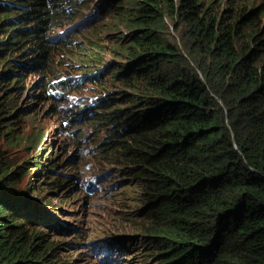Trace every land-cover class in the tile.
Here are the masks:
<instances>
[{
  "label": "trees",
  "instance_id": "obj_1",
  "mask_svg": "<svg viewBox=\"0 0 264 264\" xmlns=\"http://www.w3.org/2000/svg\"><path fill=\"white\" fill-rule=\"evenodd\" d=\"M68 8L71 0H0V264H79L72 254L83 233L35 224L16 192L33 167L37 186L49 183L65 202L57 170L66 166L52 157L45 168L33 157L17 166L11 151L25 142L23 117L39 119L31 109L47 99L53 49L74 45L94 84L105 92L124 84L136 98L135 109H112L107 93L90 123L109 134L103 158L124 159L126 184L147 202L135 215L153 244L142 264H264V0H109L108 23L56 46L47 30ZM108 24L127 33L107 42ZM108 50L115 61H105ZM40 137L34 130L26 140L35 146ZM51 170L58 176L49 182Z\"/></svg>",
  "mask_w": 264,
  "mask_h": 264
},
{
  "label": "clouds",
  "instance_id": "obj_2",
  "mask_svg": "<svg viewBox=\"0 0 264 264\" xmlns=\"http://www.w3.org/2000/svg\"><path fill=\"white\" fill-rule=\"evenodd\" d=\"M107 1L109 0H98L95 3L97 11L96 15L94 14L92 17L85 19L81 23H74L80 9H86L88 6L85 4L91 3L93 0L71 1L75 8L67 9L66 12L68 14L62 17L63 21L60 27L55 29L54 27H50L47 30L46 41L57 43L56 46H61L64 43H78L89 39L92 34L90 30H93V27L96 26V24L103 23L106 20L108 21V18L103 17L101 12V6ZM120 29V34L118 35L114 33H104V37L108 40L107 42L120 41L123 35L127 33L125 29ZM84 33H87V35H83ZM165 36L171 45H176L180 48L181 43L179 37L178 42L173 43L169 40L168 34ZM107 45L110 48L112 46L111 44ZM77 50L78 49L75 45L72 47L67 46L65 49H62L61 47L59 49H53L54 61L52 67L54 68V64L56 63L61 70L54 68V71L56 72L54 76L50 75L44 77L45 95L47 99L49 98L50 102H48L47 99L42 102L47 103L50 106L52 113L45 119L39 117L36 122H32L29 118H26L33 124L32 126L34 129L32 133H34V130H39L41 133L42 128H44L43 133L45 138L42 140V133L40 134L41 137L39 139L40 142L42 141L40 152L44 149L45 152L52 153L53 155H47V158L45 156L42 159H40V155H34L30 156V159L32 157L34 159L38 156L40 161L45 163L43 166L45 168L51 162V157L54 160L56 159L60 165H64L61 164V161L58 159L59 152L65 151L69 155V159L72 153L81 156V159L73 166L76 171V179H79L82 173L85 174L86 178L83 188L86 190L80 191L82 197L81 210H73L72 213H79L81 219L82 210L86 211L90 216V223L95 225V228H91L90 230L96 232L97 236H95V234H90V240H88L87 234L82 227V220V225L74 224L70 227L71 229L80 230L83 233L82 241H87V256L82 258L79 261V264H128L130 261L132 264H142V259L145 254L151 253L150 249L153 247V244H150L149 240H145L146 235L144 234L143 225L141 221H137L135 215L143 211L147 202L144 198L140 197L139 189L137 187L126 184L128 174L123 170L126 161L124 159L117 160L115 153H110L103 158L100 149L102 143H104L109 137V134L104 130L97 128V124H94L95 126H93V123H90L95 115L99 100L104 98L107 93L110 94L112 92L110 97L116 99V104L112 106V109L118 108V106L126 107V110L135 109L137 108V106L134 105L136 98L131 96L124 84L120 85L116 82L109 87L108 92H105V90H103L105 87H101L100 84H94L90 77L93 76L95 72L89 73L90 69L77 66L76 63H79L80 65L82 64L78 61V56L76 55ZM103 57L106 62L115 61L114 54L109 50ZM32 78L33 80H31ZM32 78L27 81V84L32 82L35 87L38 76ZM25 99L26 100L24 101L27 102L25 106L28 108L30 103L28 102L27 97ZM36 102V100L33 101L31 111L38 113L39 110L35 106ZM129 105H132L133 107H129ZM43 120L44 122L42 125ZM51 123L56 127L57 124L61 125L62 132L58 134L62 135V139L57 146L55 142H53L54 146L48 148V142L46 139L53 134V131L50 128ZM38 146L37 143L34 146V149ZM97 157L99 158V161L97 160ZM54 171L55 170L50 171L51 176ZM57 171L60 173L61 170L59 169ZM48 175L49 174L46 175L47 180ZM63 175L66 174H62V176ZM63 177L65 180L67 179L66 176ZM120 186L132 190L133 199L137 205L133 210H125L127 202H129L131 198L128 194H120L117 191ZM63 187H66V193L63 195L64 198L68 195V200L72 201V196L67 192L72 191L75 184L72 183L71 188H69L65 183ZM116 191L118 193H116ZM62 193L63 191H60V195ZM94 194L99 196L98 201L94 199ZM59 200L60 202H64L62 201L63 197L61 196L59 197ZM26 205L28 206L25 209L30 215H33V219L40 220L39 211L36 210V208L40 206L33 203ZM55 210L59 211L57 212V215H55L57 218L53 216L51 219L44 218V220L34 223L49 224L58 221L61 224H65V220L62 216L63 213H61L62 210H60L59 207ZM42 215V217H45V214ZM114 220L118 224L128 221L132 224L136 233L131 237L101 235L100 232L109 231L108 226ZM154 255L157 256L159 253H154Z\"/></svg>",
  "mask_w": 264,
  "mask_h": 264
},
{
  "label": "rangeland",
  "instance_id": "obj_3",
  "mask_svg": "<svg viewBox=\"0 0 264 264\" xmlns=\"http://www.w3.org/2000/svg\"><path fill=\"white\" fill-rule=\"evenodd\" d=\"M73 2V0H71ZM77 1V0H75ZM82 1H86V0H82ZM98 0H93V2L91 3H87L85 5H87L88 7L86 9L81 8L76 20L74 21V23H81L83 22L85 19H89L90 17H92L94 14L96 15L97 11L95 8V3ZM101 1V0H100ZM247 2H253L254 4H257L260 0H244ZM262 1V0H261ZM73 8H75L73 6ZM103 18V17H101ZM104 23H108V21H104ZM118 32H112V31H117ZM120 28L118 27H111V25L108 24V27H106V29H104V33H114L116 35L120 34ZM91 31V30H90ZM96 29L94 28L91 33H95ZM90 33V34H91ZM83 35H87V33H84ZM82 36V35H81ZM168 38L171 42L173 43H177L178 42V35L175 32H168ZM54 68L57 70H61L59 68L58 65H56V63L54 64ZM33 80V78L31 79ZM36 108L39 110V117H43V119H45L47 116H49L52 112L50 106L47 103H42L37 101L35 104ZM27 108V107H26ZM25 115L23 117V123H24V137H23V141H25L24 143H22L19 146H15L12 148V154L13 155V162L14 164H16L17 166H21L23 165V162L26 161L27 158H29L30 156H34V155H39L40 153V159H42L43 157L46 156L47 158V152L44 151V149H42V152H40V146L42 145V141H38V147H36L34 149V145L31 146L29 145V141L26 140V137L28 136V134L33 131V124L26 119ZM44 120L42 121V125H43ZM60 128V130H58V128ZM57 127L51 123L50 124V128L53 131V134L50 135L48 137L47 142H49V140L51 142H55L56 146L59 144L60 140L62 139V135L58 134L60 132H62V129L60 126ZM44 131V128H42L41 133L42 134ZM45 136L44 133L42 135V140H44ZM24 144H26V146L28 147V149L24 148ZM54 146V145H53ZM57 155V154H56ZM39 157H35L34 159L30 160L31 164H34V161H40ZM58 159L61 161V164H64L66 166V169H62L60 171L59 174H66L63 176H66L67 179L65 180V183L67 185V187L71 188V184L74 183L75 187H73L72 191H68L67 193L70 194L72 196V201L68 200L66 202H60L59 197L60 195V191H55L54 189H51V186H47L44 184H48L49 183H45V181L40 184L39 186H37V184L42 180L41 177H39L38 179H34L35 176V171H33V167H30V171L28 174H26L25 176H23L22 182L19 185V191H16L18 193V195H20L23 198H26L25 201L27 202H23L24 204H36L40 207L36 208V210L39 211V215L41 220L45 219H51L54 217H56L55 215H57V212H59L58 210H55L57 207L60 208V210H62L61 213L63 216V219L65 220V224H68L70 227H72V225L74 224H79L82 225L83 222V228L87 234V238L88 240H90L89 235L90 234H95L96 232L91 231V228H95L94 224L90 223V216L87 214L86 211L82 210L81 212V219L79 217V213L73 214L72 211H79L81 210V195H80V191H85L86 189L83 188V184L85 183V174L82 173L80 175L79 179L75 178L76 175V171H75V167L73 166L75 163H77L80 159L81 156L75 153H72L70 159H69V155L63 151V152H59L58 153ZM97 160L99 161V158L97 157ZM55 176H58L56 174H53ZM51 174L48 175V180L50 179ZM50 181V180H49ZM77 187V188H76ZM36 188H38L36 191H34ZM120 194H128V196H130L131 200L129 202H127L126 205V209L127 211L133 210L137 205L134 202L133 199V194H132V190L126 187H122L120 186L119 189L117 190ZM116 191V193H118ZM115 194V193H114ZM94 199L96 201H98L99 196L97 194L93 195ZM113 200V199H110ZM50 213V214H48ZM42 214H45V217L42 218ZM48 214V215H46ZM42 215V216H41ZM57 218V217H56ZM82 220V222H81ZM109 231L108 232H100L101 235H113V236H124V237H131L133 236L136 232L133 229V226L131 223H129L128 221H124L121 223H117L115 220L108 226ZM94 238V237H93ZM87 241H82L80 243V248L76 251V253L72 254V257H74L76 259V261H79L84 257V255L87 252ZM86 262V261H85ZM110 263V262H109ZM88 264H92V263H88ZM128 264H132V262L130 261Z\"/></svg>",
  "mask_w": 264,
  "mask_h": 264
},
{
  "label": "bare ground",
  "instance_id": "obj_4",
  "mask_svg": "<svg viewBox=\"0 0 264 264\" xmlns=\"http://www.w3.org/2000/svg\"><path fill=\"white\" fill-rule=\"evenodd\" d=\"M57 65V64H56ZM28 112V111H27ZM31 112V111H30ZM27 114H29V113H27ZM58 126H61L60 124H58ZM58 128V127H57ZM62 129V128H61ZM58 130H60V128H58ZM48 140V137H47V139H46V141ZM48 143H50L51 144V141L49 140V142ZM51 146H53V142H52V145ZM40 155V154H39ZM51 155H53L52 153H51ZM77 188V187H76ZM106 259V258H105ZM109 263V262H108Z\"/></svg>",
  "mask_w": 264,
  "mask_h": 264
}]
</instances>
